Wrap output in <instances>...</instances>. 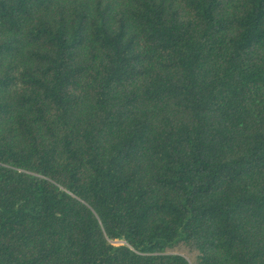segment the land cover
Segmentation results:
<instances>
[{
  "label": "trees",
  "instance_id": "trees-1",
  "mask_svg": "<svg viewBox=\"0 0 264 264\" xmlns=\"http://www.w3.org/2000/svg\"><path fill=\"white\" fill-rule=\"evenodd\" d=\"M0 264H264V0H0Z\"/></svg>",
  "mask_w": 264,
  "mask_h": 264
}]
</instances>
